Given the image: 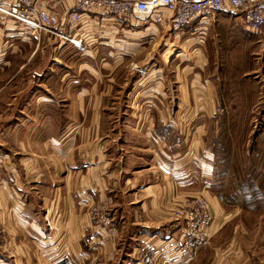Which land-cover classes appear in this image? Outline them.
Masks as SVG:
<instances>
[{"label": "crops", "instance_id": "obj_1", "mask_svg": "<svg viewBox=\"0 0 264 264\" xmlns=\"http://www.w3.org/2000/svg\"><path fill=\"white\" fill-rule=\"evenodd\" d=\"M43 1L58 12L74 2ZM16 27L25 30L0 18L7 37L17 36ZM79 29L82 47L35 36L56 43L55 56L71 50L84 60L51 69L54 85L40 87L49 97L29 95L4 136L0 131V262L62 264L67 254L74 264H140L148 254L156 264H186V223L174 211L196 193L198 164L172 127L173 83L159 80L175 67L173 31L94 13ZM115 104L131 106L122 113L136 121L117 139L103 125L106 106ZM140 104L145 111L137 112ZM205 197L214 234L232 214L220 197ZM99 205L107 224L92 217Z\"/></svg>", "mask_w": 264, "mask_h": 264}, {"label": "rangeland", "instance_id": "obj_2", "mask_svg": "<svg viewBox=\"0 0 264 264\" xmlns=\"http://www.w3.org/2000/svg\"><path fill=\"white\" fill-rule=\"evenodd\" d=\"M17 29L16 37L0 30L3 136L29 95L38 91L49 97V90L40 87L54 85L51 69L84 60L71 50L55 56L56 43L39 44L35 36L40 33ZM26 31L30 37L24 40ZM170 38L168 53L175 67L159 80L173 83L172 127L182 132L183 144L198 164L193 195L218 196L232 214L218 232L192 242L186 264H264V33L248 29L241 15L221 13L207 27L192 23ZM144 108L140 104L136 110ZM130 110L124 104L106 106L103 125L115 139L136 126L122 113Z\"/></svg>", "mask_w": 264, "mask_h": 264}, {"label": "built area", "instance_id": "obj_3", "mask_svg": "<svg viewBox=\"0 0 264 264\" xmlns=\"http://www.w3.org/2000/svg\"><path fill=\"white\" fill-rule=\"evenodd\" d=\"M92 13L126 20L135 18L172 31L192 23L204 28L213 23L218 14L232 13L241 15L248 29L264 33V0H74L64 12L50 10L43 0H0L3 20L78 47L85 43L79 24L86 14ZM184 200V207L176 209L174 215L185 219L186 244L190 246L194 241L205 240L214 213L205 196L193 195ZM103 211V205L95 206L92 217L107 224L109 221L102 218ZM4 232L5 227L0 222V234ZM148 257V254L142 256L139 263L156 264V260ZM62 264H74V261L66 254Z\"/></svg>", "mask_w": 264, "mask_h": 264}]
</instances>
